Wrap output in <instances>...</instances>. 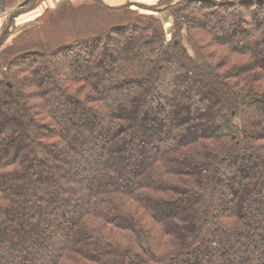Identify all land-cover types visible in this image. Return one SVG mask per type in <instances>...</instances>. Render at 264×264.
<instances>
[{
  "label": "trees",
  "instance_id": "trees-1",
  "mask_svg": "<svg viewBox=\"0 0 264 264\" xmlns=\"http://www.w3.org/2000/svg\"><path fill=\"white\" fill-rule=\"evenodd\" d=\"M173 12L0 70V264H264V0Z\"/></svg>",
  "mask_w": 264,
  "mask_h": 264
},
{
  "label": "rangeland",
  "instance_id": "rangeland-1",
  "mask_svg": "<svg viewBox=\"0 0 264 264\" xmlns=\"http://www.w3.org/2000/svg\"><path fill=\"white\" fill-rule=\"evenodd\" d=\"M22 1L24 0H0V38L6 29L7 32L9 31L0 46V70L3 72H7L5 63L20 51L53 48L67 44L111 27L134 22L139 15L147 16L150 20H157L164 29L166 42L174 39V33L176 34L179 23L173 12V6L175 7L179 0H78L76 2L73 0H32L14 19L13 25L8 27L11 12ZM183 28L185 27L182 26ZM183 33L180 39L186 43L187 35L185 36ZM240 36L242 37V33ZM129 41L128 38H125L122 43L127 44ZM250 67L254 71L260 70V67L256 65ZM209 84L213 83L209 82ZM179 86L177 88L180 89ZM177 93L181 92L172 90L166 96L173 100ZM166 103L165 101V114L161 118L164 120L163 128L150 118L149 124L146 121L141 122L137 130L141 131L144 124L151 125L152 122L153 129L150 136L156 133L157 136L163 133L167 134L171 123H173L171 117L176 112L181 115L184 111H178L177 103L170 106ZM162 104L164 105V102ZM146 144L143 142L141 148L144 152H149L150 148L147 149ZM137 148H140V144ZM39 152L43 154L42 149H39ZM62 157L59 155L61 165H64L66 158ZM45 175L48 177V173ZM228 181L226 179V182ZM46 197L49 199V196ZM42 223H44V219ZM40 225H42L41 221L37 219L34 222L36 231L41 228Z\"/></svg>",
  "mask_w": 264,
  "mask_h": 264
},
{
  "label": "water",
  "instance_id": "water-1",
  "mask_svg": "<svg viewBox=\"0 0 264 264\" xmlns=\"http://www.w3.org/2000/svg\"><path fill=\"white\" fill-rule=\"evenodd\" d=\"M32 0H24V1H22L19 5H18V7L10 14V16H9V25H10V23L16 18V17H18L22 12H23V10H24V8H25V6L28 4V3H30ZM7 33V29L4 31V33L3 34H6ZM2 38H0V46H1V44H2Z\"/></svg>",
  "mask_w": 264,
  "mask_h": 264
},
{
  "label": "crops",
  "instance_id": "crops-1",
  "mask_svg": "<svg viewBox=\"0 0 264 264\" xmlns=\"http://www.w3.org/2000/svg\"><path fill=\"white\" fill-rule=\"evenodd\" d=\"M73 1L76 2V1H78V0H73ZM14 9H15V8H14ZM14 9H13V11H14ZM13 11H12V12H13ZM12 12H11V13H12Z\"/></svg>",
  "mask_w": 264,
  "mask_h": 264
}]
</instances>
